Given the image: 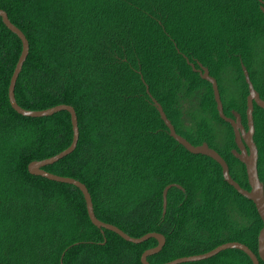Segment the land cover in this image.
Segmentation results:
<instances>
[{
  "label": "trees",
  "instance_id": "trees-1",
  "mask_svg": "<svg viewBox=\"0 0 264 264\" xmlns=\"http://www.w3.org/2000/svg\"><path fill=\"white\" fill-rule=\"evenodd\" d=\"M0 9L29 44L14 89L18 105L67 104L76 112L75 149L44 170L84 183L101 221L133 237L162 233L165 244L147 257L151 264L228 241L257 254L263 224L254 203L223 179L215 160L190 153L169 135L149 94L178 134L214 148L248 189L245 167L232 154V128L217 113L211 84L191 63L208 68L224 114L239 113L246 126L241 64L264 95L258 0H0ZM21 49L0 18V264H142V252L156 239L132 243L97 228L76 186L28 172L31 161L68 147L73 132L66 110L30 117L10 105L8 86ZM228 74L236 85L231 95L223 84ZM253 120L264 185V110L256 104ZM219 125L227 127L222 143ZM168 184L181 188H169L162 215ZM180 264L252 262L243 251L226 249Z\"/></svg>",
  "mask_w": 264,
  "mask_h": 264
},
{
  "label": "water",
  "instance_id": "water-1",
  "mask_svg": "<svg viewBox=\"0 0 264 264\" xmlns=\"http://www.w3.org/2000/svg\"><path fill=\"white\" fill-rule=\"evenodd\" d=\"M259 1L264 3V1L262 0H259ZM261 9L264 13L263 6L261 7ZM0 18L2 22L4 23V25L11 32L17 35L22 45L21 53L14 67L13 73L10 78L9 86H8V99H9V102L12 108L15 111H17V113L24 115V116H30V117L49 116L61 110H66L70 114V121H71L72 132H73L70 145L66 147L65 149H63L62 151L48 158L31 161L27 166L28 172L32 175L42 176V177H45L53 181L68 183V184H72L76 186L83 194L88 217L90 221L92 222V224L95 225L97 228H101V229L104 228V229L113 231L119 236H121L124 240L132 242V243H141L149 238L156 239L157 244L154 247L144 250L140 256V261L142 264H151L150 262H148L147 257L149 255L159 252L165 244V236L162 233L150 231V232L143 234L140 237H133V236H130L128 233L124 232L122 229H120L116 225L101 221L100 219L96 217L94 213L91 195L84 183H82L81 181L75 178L58 175V174L51 173L43 169V166L47 164H52L58 161L64 156L73 152V150L75 149L77 142H78V138H79V127H78L76 112L71 105H67V104H58V105H55V106H52L46 109H41V110L24 109L20 105H18L15 99L14 89H15L17 78L22 69L23 63L28 55L29 44H28V40L26 36L24 35V33L10 21L7 13L2 9H0ZM198 65H199V68L197 69V71L199 72L200 77L208 81L211 84L212 91H213V98L216 104V110H217L219 117L223 119L225 122L229 123V125L232 128L233 139H234V143L236 146L232 150V153L234 157H236L241 163H243L245 167L247 182L249 185L248 189L241 187L239 183L232 178V176L229 173L228 164L226 163L225 159L214 148L210 147L206 142H202L199 145H194L191 142H189L185 137L178 134L173 124L171 123L170 119L166 116L161 104L157 102V100L153 98L149 93L148 94L151 97L152 102L159 113L160 118L166 125L169 131V135L172 138H174L179 144H181L190 153L206 155V156L211 157L213 160H215L221 167V173H222L223 179L228 184L233 186L234 189L239 194H241L242 196L246 197L247 199L251 200L254 203L256 210L258 212V215L260 216L262 220L263 225L257 236V254L254 253L244 243H241L238 241H228V242L219 244L216 247L206 252L177 257V258H174L172 260L166 261L161 264H180V263H186V262H196V261L210 258L226 249H239L248 255L252 264H261L260 261L264 263V185L261 182L259 178V174H258V149H257L256 143L254 142V138H253L254 132H255L254 120H253V109H254V104H256L257 106H259L260 108L264 110V95L263 97H261L258 91L254 88L253 83L250 79L248 70L243 64H241L243 75H244V80L247 84V91H248L246 95V109H245L246 126H245L242 123L241 116L239 113L233 111L232 117L226 116L224 114L223 104H222V100L220 97L217 80L212 75H210L207 67H205L201 63H199ZM191 66L193 69L195 68L192 63H191ZM146 91L148 92L147 85H146ZM173 185L177 186L178 188H181L179 184H168L164 187L162 191V215H164L166 212L167 192L169 188H171Z\"/></svg>",
  "mask_w": 264,
  "mask_h": 264
},
{
  "label": "rangeland",
  "instance_id": "rangeland-1",
  "mask_svg": "<svg viewBox=\"0 0 264 264\" xmlns=\"http://www.w3.org/2000/svg\"><path fill=\"white\" fill-rule=\"evenodd\" d=\"M223 84L225 86L227 94L231 95V94L235 93L236 85L233 82L230 74H228L226 77H224ZM218 129H219V132H220V136L218 135L216 141L222 143L223 142L222 133L225 134V132H227V127L224 126V125H219Z\"/></svg>",
  "mask_w": 264,
  "mask_h": 264
},
{
  "label": "flooded vegetation",
  "instance_id": "flooded-vegetation-1",
  "mask_svg": "<svg viewBox=\"0 0 264 264\" xmlns=\"http://www.w3.org/2000/svg\"><path fill=\"white\" fill-rule=\"evenodd\" d=\"M262 1H264V0H262ZM258 2H259V8H260V10H261V12L263 13V11H262V9H261V7L263 6L264 7V3L263 2H261V1H259L258 0ZM264 14V13H263ZM192 67V66H191ZM195 67V66H194ZM199 68V67H198ZM198 68H194V70H197ZM193 69V68H192ZM259 93V92H258ZM232 117V116H231ZM234 149V148H233ZM232 149V150H233ZM233 154V153H232ZM234 156V155H233ZM247 178V177H246Z\"/></svg>",
  "mask_w": 264,
  "mask_h": 264
}]
</instances>
